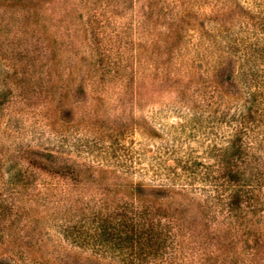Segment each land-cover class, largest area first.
Wrapping results in <instances>:
<instances>
[{
  "label": "rangeland",
  "instance_id": "rangeland-1",
  "mask_svg": "<svg viewBox=\"0 0 264 264\" xmlns=\"http://www.w3.org/2000/svg\"><path fill=\"white\" fill-rule=\"evenodd\" d=\"M240 121L225 210L182 166ZM102 199L172 231L144 264H264V0H0V264H127L65 235Z\"/></svg>",
  "mask_w": 264,
  "mask_h": 264
},
{
  "label": "trees",
  "instance_id": "trees-1",
  "mask_svg": "<svg viewBox=\"0 0 264 264\" xmlns=\"http://www.w3.org/2000/svg\"><path fill=\"white\" fill-rule=\"evenodd\" d=\"M239 123L241 125L233 128V133L217 148L220 159H216L215 165L211 167L214 175L199 171L188 161H184L182 166L184 177L189 178L191 184L203 180L213 188L210 193H218L216 198L225 210L232 207L233 201H237L233 196L240 197L244 192L238 181L244 179L246 168L229 161L230 156L243 158L247 155L243 133L246 127L242 121ZM202 174H205V179L201 177ZM103 203L102 199L101 204L95 203L93 208H76L70 225H66L64 230L65 235L77 242L75 245L79 243L77 246H89L97 256L111 253L127 264H144L152 254L158 252L164 236L172 234L169 227L165 230L162 226L154 225L150 219V208L146 206H134V203H130V208L120 204L111 209Z\"/></svg>",
  "mask_w": 264,
  "mask_h": 264
}]
</instances>
